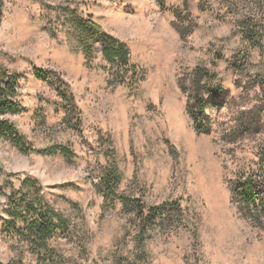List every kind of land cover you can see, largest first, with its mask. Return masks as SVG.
<instances>
[{
  "label": "rangeland",
  "instance_id": "374dc122",
  "mask_svg": "<svg viewBox=\"0 0 264 264\" xmlns=\"http://www.w3.org/2000/svg\"><path fill=\"white\" fill-rule=\"evenodd\" d=\"M68 15L124 44L131 68L108 61L98 42L86 54ZM198 67L221 84L206 97L209 134L186 111ZM35 68L66 86L35 78ZM0 69L19 76L20 111L4 119L24 140L0 135L1 263L264 264V218L231 195L264 146V111L256 131L234 133L244 112L264 105V0H0ZM109 168L117 194L180 210L142 231L132 211L104 199ZM17 191L63 220L46 249L24 233L34 215Z\"/></svg>",
  "mask_w": 264,
  "mask_h": 264
},
{
  "label": "trees",
  "instance_id": "16d2710c",
  "mask_svg": "<svg viewBox=\"0 0 264 264\" xmlns=\"http://www.w3.org/2000/svg\"><path fill=\"white\" fill-rule=\"evenodd\" d=\"M66 18L69 21V26L77 33L80 45L86 54H89L94 43L98 42L103 56L108 61L124 68H131L126 46L104 32L97 23L74 15H68ZM180 35L183 36V34ZM33 75L43 81H51L54 77H57L54 72L39 68L33 70ZM57 78L59 79V77ZM18 80L19 76L17 74L5 75L0 69V135L11 136L17 145L22 146L24 144L23 137L17 134L14 135L13 127L4 119L6 114H16L20 111L21 107L14 99L18 88ZM59 81L66 86L65 82L60 79ZM56 90L62 100L68 103V106H64L65 111L69 112V109H74L73 96L61 87H56ZM220 92L221 84L217 80L216 74L201 67L193 70L189 78L186 111L197 134H209L211 132V118L207 113L206 97H216ZM262 94H264L263 87ZM263 111L264 105H260L254 110L244 112L238 120V127L234 130V133H247L252 129L256 131L259 125V116ZM55 149L64 151L63 148L58 147L51 149V152ZM259 155L257 173L252 171L247 174H238L231 188V195L240 211L247 215L264 218V146L260 149ZM119 182L120 176L115 169H105L99 183L103 197L109 202L118 201L124 209L132 211L139 221L142 231L169 220L172 213L180 210L179 205L176 203H167L144 209L139 200L130 199L116 193ZM15 195L20 205H24L26 212L32 213L34 216L26 219L22 211L15 210L14 217L25 219L24 233L28 235L30 244L34 245L36 249H46L47 239L58 226L64 223L63 220L57 216L55 218L57 222L55 223L54 214L47 206L39 202L29 201L19 191L15 192ZM0 264L3 263L0 262Z\"/></svg>",
  "mask_w": 264,
  "mask_h": 264
}]
</instances>
